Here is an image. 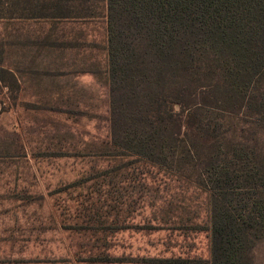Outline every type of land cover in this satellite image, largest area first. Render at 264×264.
Here are the masks:
<instances>
[{"label": "rangeland", "instance_id": "374dc122", "mask_svg": "<svg viewBox=\"0 0 264 264\" xmlns=\"http://www.w3.org/2000/svg\"><path fill=\"white\" fill-rule=\"evenodd\" d=\"M41 1L0 0V264H211L207 192L113 145L105 3Z\"/></svg>", "mask_w": 264, "mask_h": 264}, {"label": "trees", "instance_id": "16d2710c", "mask_svg": "<svg viewBox=\"0 0 264 264\" xmlns=\"http://www.w3.org/2000/svg\"><path fill=\"white\" fill-rule=\"evenodd\" d=\"M61 2L42 0L38 17L78 21L58 16ZM102 2L113 145L207 192L211 264H254L264 241V0Z\"/></svg>", "mask_w": 264, "mask_h": 264}, {"label": "crops", "instance_id": "0c3cea01", "mask_svg": "<svg viewBox=\"0 0 264 264\" xmlns=\"http://www.w3.org/2000/svg\"><path fill=\"white\" fill-rule=\"evenodd\" d=\"M37 18H40V17H37ZM42 18H50V17H42Z\"/></svg>", "mask_w": 264, "mask_h": 264}]
</instances>
